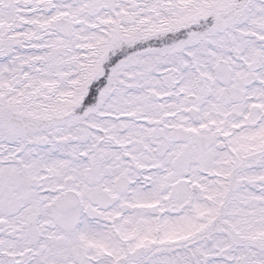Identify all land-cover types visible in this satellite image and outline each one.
Segmentation results:
<instances>
[{
    "label": "snow or ice",
    "instance_id": "snow-or-ice-1",
    "mask_svg": "<svg viewBox=\"0 0 264 264\" xmlns=\"http://www.w3.org/2000/svg\"><path fill=\"white\" fill-rule=\"evenodd\" d=\"M0 264H264V0H0Z\"/></svg>",
    "mask_w": 264,
    "mask_h": 264
}]
</instances>
